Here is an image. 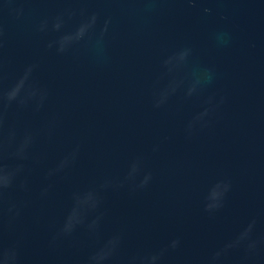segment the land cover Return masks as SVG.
I'll return each mask as SVG.
<instances>
[{
  "label": "water",
  "instance_id": "95a60500",
  "mask_svg": "<svg viewBox=\"0 0 264 264\" xmlns=\"http://www.w3.org/2000/svg\"><path fill=\"white\" fill-rule=\"evenodd\" d=\"M29 68L21 97L36 96L0 103V163L22 166L4 195L0 243L17 245L20 264H87L114 237L105 264L174 239L158 264H205L252 221L264 240V0H0V93ZM217 182L231 187L209 214ZM88 191L98 208L53 243L72 195ZM244 255L231 250L222 264H264V245Z\"/></svg>",
  "mask_w": 264,
  "mask_h": 264
},
{
  "label": "clouds",
  "instance_id": "9594fccd",
  "mask_svg": "<svg viewBox=\"0 0 264 264\" xmlns=\"http://www.w3.org/2000/svg\"><path fill=\"white\" fill-rule=\"evenodd\" d=\"M208 9H205V12H208ZM92 22H95V17L92 18ZM58 28L59 25H56ZM84 32V29H83ZM227 34L221 33L218 39L221 42H226L225 37ZM63 46H61L58 51H63ZM31 69L29 68L25 75L17 81V83L6 92L0 93V103L5 107L11 105L14 101L18 102L20 105H24L27 100L32 99L36 96L34 90H29L26 96L21 97V92L25 88V82L28 79ZM158 106V105H157ZM204 113L202 115H206ZM3 125V114L0 113V127ZM9 142L11 141V134L8 138ZM32 143L31 135H26L22 142L16 147L15 151L12 153V156L19 160L27 159V150ZM7 144H0V153L6 151ZM75 158V153L72 154L71 158H65L62 160L57 168L54 171H50L49 175H53L56 172L63 171L66 167L69 166L71 160ZM22 171V166H17L11 168L4 163H0V211H3L4 204V195L8 189L13 187L18 174ZM138 171V164H133L131 171L127 179L131 180L134 174ZM151 175L147 174L144 176L141 183L138 187L143 188L150 181ZM25 185L20 184V187L23 188ZM106 186V185H105ZM230 183L228 182H217L214 184L208 191L205 197L204 211L206 213L212 214L218 211L223 207V202L226 194L230 190ZM47 193V189L42 191L41 195L44 196ZM72 208L68 216L65 219L64 225L59 229L56 236L53 237V243L59 237H68L73 231L78 227L84 224L85 217L88 213L95 211L100 204V197L94 191H88L86 193H74L72 195ZM6 213L11 217L15 218L19 216V209L15 205H10L6 209ZM99 217L93 220L90 224L87 225V228L90 232H94L98 227ZM255 221H252L242 232L239 233L236 238L228 243H225L222 248L212 252L205 260V264H222L223 257L231 250L243 249L245 255L244 259L247 260L249 257H254L257 253L258 247L264 245V240H256L252 238V231ZM119 237H114L110 239L106 245L95 251L92 255L88 257L87 264H105V261H109L117 252L119 247ZM180 245L179 239L172 240L167 248L162 249L160 252L151 255H136L129 258L128 264H158L161 260V257L164 255V252L171 249L175 250ZM0 264H20V256L18 247L15 244H2L0 243Z\"/></svg>",
  "mask_w": 264,
  "mask_h": 264
}]
</instances>
